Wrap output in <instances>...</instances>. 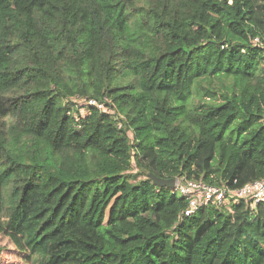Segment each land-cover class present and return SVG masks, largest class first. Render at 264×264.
<instances>
[{"label":"trees","instance_id":"1","mask_svg":"<svg viewBox=\"0 0 264 264\" xmlns=\"http://www.w3.org/2000/svg\"><path fill=\"white\" fill-rule=\"evenodd\" d=\"M149 173L264 179V0H0V261L264 264V207Z\"/></svg>","mask_w":264,"mask_h":264},{"label":"built area","instance_id":"2","mask_svg":"<svg viewBox=\"0 0 264 264\" xmlns=\"http://www.w3.org/2000/svg\"><path fill=\"white\" fill-rule=\"evenodd\" d=\"M68 102L71 105L74 103L71 114L77 119L78 115L75 113L76 108H80V114L84 115V108L88 105L95 106L107 113H114V110L105 106L104 103H97L92 99L86 100L77 95L71 96ZM80 104L83 105L81 106ZM174 190L188 201L187 208L183 212L185 216H191L201 207L209 204L228 207L232 212V206L239 203L249 204L253 209L259 206L264 207V179L249 182L238 188L227 185H211L202 180L180 179L177 180Z\"/></svg>","mask_w":264,"mask_h":264},{"label":"rangeland","instance_id":"3","mask_svg":"<svg viewBox=\"0 0 264 264\" xmlns=\"http://www.w3.org/2000/svg\"><path fill=\"white\" fill-rule=\"evenodd\" d=\"M81 106L83 104H80ZM31 202L33 203V207L32 210L33 211H38L42 208V201L40 200V198L37 195H33L31 198ZM22 261L19 260L18 258H10L9 254L7 256H5V259L2 258L0 261V264H30V263H21Z\"/></svg>","mask_w":264,"mask_h":264},{"label":"water","instance_id":"4","mask_svg":"<svg viewBox=\"0 0 264 264\" xmlns=\"http://www.w3.org/2000/svg\"><path fill=\"white\" fill-rule=\"evenodd\" d=\"M148 175L151 181L158 187H170L172 189L175 188V184L177 182V179L175 178L164 179V178L157 177L153 173H149Z\"/></svg>","mask_w":264,"mask_h":264}]
</instances>
